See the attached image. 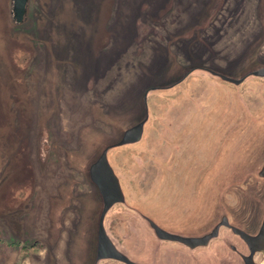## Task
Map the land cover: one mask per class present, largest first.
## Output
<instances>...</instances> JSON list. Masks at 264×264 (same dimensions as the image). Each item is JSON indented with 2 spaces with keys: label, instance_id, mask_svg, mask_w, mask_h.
Segmentation results:
<instances>
[{
  "label": "rangeland",
  "instance_id": "rangeland-1",
  "mask_svg": "<svg viewBox=\"0 0 264 264\" xmlns=\"http://www.w3.org/2000/svg\"><path fill=\"white\" fill-rule=\"evenodd\" d=\"M213 70L245 80L232 84ZM264 0H0V264L97 260L104 202L90 176L111 148L125 201L106 231L138 264H245L220 227L264 222ZM233 246L238 251L233 250ZM264 264V250L254 254Z\"/></svg>",
  "mask_w": 264,
  "mask_h": 264
},
{
  "label": "water",
  "instance_id": "water-1",
  "mask_svg": "<svg viewBox=\"0 0 264 264\" xmlns=\"http://www.w3.org/2000/svg\"><path fill=\"white\" fill-rule=\"evenodd\" d=\"M27 3L28 0H13V16L15 20L19 23L22 22L25 18ZM206 71H208L210 74L214 76L221 78L226 82L236 85H239L245 80V78H242L240 80L230 78L226 75L220 74L210 69H206ZM250 75L263 76L264 71H255L250 73L248 76ZM145 103L147 109L146 118L142 122L128 129L124 133V136L120 142L108 146L104 150L100 158L90 168L91 180L97 186L104 202V209L101 215L99 233H98L97 260L113 259V260L121 261L125 264H138L136 262H133L124 253H122L116 247V245L111 240V238L107 235L104 226V218L111 207H113L117 203H121L125 201V197L123 195L119 179L108 162V158H107L108 151L114 147L135 143L142 138L144 124L148 118L147 96H145ZM260 176L264 177V166L260 172ZM149 222L151 227L154 229L156 235L160 239L178 241L188 245L191 248L205 246L209 243V241L212 238H215L218 235V231H217L218 228H216L212 233L204 237H183L163 230L152 220H149ZM221 224L230 226V223L226 218L223 219ZM230 227L233 229V231L236 234H238L248 244L251 250L249 256H244V260L246 261V263L255 264L254 254L260 250H264V222L260 230V233L257 236L250 235L244 230H241L235 226H230Z\"/></svg>",
  "mask_w": 264,
  "mask_h": 264
},
{
  "label": "flooded vegetation",
  "instance_id": "flooded-vegetation-1",
  "mask_svg": "<svg viewBox=\"0 0 264 264\" xmlns=\"http://www.w3.org/2000/svg\"><path fill=\"white\" fill-rule=\"evenodd\" d=\"M149 220H150V219H148V221H149ZM152 221H153V220H152ZM222 221H223V220H222ZM222 221H221V222L219 223V225H218V226H219L218 229H217V231H218V235H219V231H220V227H221V226H225V227L229 228L230 230H232L233 233H235V232L233 231V229L230 227V226H233L232 224H230V226H229V225H224V224H221ZM149 223H150V222H149ZM220 224H221V225H220ZM157 225H158V224H157ZM158 226H159V225H158ZM161 228H162V227H161ZM162 229H163V228H162ZM153 230H154V229H153ZM164 230H165V229H164ZM165 231H166V230H165ZM154 232H155V231H154ZM235 234H236V233H235ZM218 235H217V236H218ZM237 235H238V234H237ZM180 236H181V235H180ZM238 236H239V235H238ZM183 237H184V236H183ZM161 240H162V239H161ZM211 240H212V239H211ZM211 240H210V241H211ZM169 241H171V240H169ZM210 241H209V243H210ZM173 242H174V241H173ZM175 242H178V241H175ZM179 243H181V242H179ZM209 243H208V244H209ZM182 244H184V243H182ZM208 244H207V245H208ZM184 245H186V244H184ZM207 245H205V246H207ZM186 246H188V245H186ZM188 247H189V246H188ZM199 247H201V246H199ZM189 248H191V247H189ZM233 250L238 251V248H236V247L233 246ZM242 257H243V259H244V256H243V255H242ZM244 262H245V264H247L245 260H244Z\"/></svg>",
  "mask_w": 264,
  "mask_h": 264
},
{
  "label": "bare ground",
  "instance_id": "bare-ground-1",
  "mask_svg": "<svg viewBox=\"0 0 264 264\" xmlns=\"http://www.w3.org/2000/svg\"><path fill=\"white\" fill-rule=\"evenodd\" d=\"M143 133H144V129H143ZM107 158H108V155H107ZM108 162H109V164H110V161H109V158H108ZM111 165V164H110ZM111 167H112V165H111ZM113 168V167H112ZM113 170H114V168H113ZM114 172H115V170H114ZM115 174H116V172H115ZM116 176H117V174H116ZM118 177V176H117ZM119 179V178H118ZM119 182H120V179H119ZM120 186H121V189H122V192H123V195H124V197H125V193H124V191H123V188H122V185H121V182H120ZM105 226V225H104ZM160 227V226H159ZM161 228V227H160ZM105 230H106V228H105ZM164 230V229H163ZM107 232V231H106ZM168 232V231H167ZM107 235H108V233H107ZM109 236V235H108ZM163 240V239H162ZM247 244V243H246ZM248 245V244H247ZM117 261V260H116ZM119 262H121V261H119ZM123 263V262H122Z\"/></svg>",
  "mask_w": 264,
  "mask_h": 264
}]
</instances>
